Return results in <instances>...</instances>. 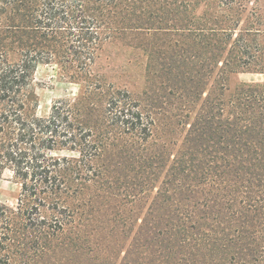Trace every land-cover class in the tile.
<instances>
[{
    "label": "trees",
    "instance_id": "1",
    "mask_svg": "<svg viewBox=\"0 0 264 264\" xmlns=\"http://www.w3.org/2000/svg\"><path fill=\"white\" fill-rule=\"evenodd\" d=\"M200 1L154 3L175 4L177 29H192L191 12ZM217 1L250 15L259 9L258 0ZM142 2L0 0L9 12L6 42L0 43V174L8 170L20 184L16 204L0 203V264H57L65 254L78 252L86 264L96 261V196L85 202L81 195L90 184L106 181L118 159H132L136 148L144 155L154 119L127 90L116 89L105 104V126L96 123L95 129L81 118V99L97 88L92 73L102 43L97 30L150 29L148 17L129 11ZM238 23L215 21L213 29L235 30ZM217 32L214 49L222 55L232 35ZM39 65H56L59 77L82 84L83 92L56 99L46 115H39ZM238 95L246 102L228 112L221 148L230 155L222 161L196 155L203 154L209 137L201 115L200 126L189 125L173 159L163 157L157 167L145 163L143 186L151 189L158 175L153 170L161 169L162 188L148 207L150 220L139 226L138 238L114 264H264V90L248 87ZM252 104L256 111H249ZM124 140L138 146L122 145ZM102 157L104 163L96 167ZM205 182L209 189L199 188L196 197L194 187Z\"/></svg>",
    "mask_w": 264,
    "mask_h": 264
},
{
    "label": "rangeland",
    "instance_id": "2",
    "mask_svg": "<svg viewBox=\"0 0 264 264\" xmlns=\"http://www.w3.org/2000/svg\"><path fill=\"white\" fill-rule=\"evenodd\" d=\"M142 1L139 7L129 11L148 17L153 23L150 29L97 30L102 40L92 67L97 88L94 94L84 95L81 99V118L95 129L98 124L105 126V104L116 89L127 90L154 119L153 136L143 144L144 155L141 148H136L132 153L137 156L118 159V166L113 167L114 171L106 181L90 184L81 195L85 202L96 196L93 198L96 200L93 220L96 222L98 248L94 264L107 259L108 264H114L115 257L122 258L138 238L139 226L150 220L147 210L153 196L162 188L163 173L161 169L160 172L153 170L158 175L151 180L152 188L147 189L141 183L148 175L149 168L145 163L149 161L154 164L152 167H157L159 159H173L182 146L189 125L200 126L197 118L201 115L208 121L209 137L203 154L196 152V155L222 161L223 157L230 155L221 148L228 130L223 126L228 112H237L236 107L241 109L246 102L243 96H237L239 90L246 91L248 87L264 90V75L250 72L264 70V33L261 30L264 29V0L257 1L259 9L253 15L248 11L239 12L234 4L233 8H228L226 4L219 6L217 0H202L192 9V29H177L179 21L175 4L163 6L154 3L156 0ZM8 13L0 5V43L6 42ZM221 20L229 24L236 20L239 23L235 30L213 29L215 21ZM254 29H260L261 33L254 35ZM222 30L232 35V41L227 42L226 50L218 55L214 49V34ZM233 37L239 40L236 45ZM255 49L260 52L257 54ZM253 55L257 58L254 59ZM58 70L56 65H39L36 69L35 77L41 84L37 89L39 115H46L56 99L75 98L83 92L82 84L61 79ZM250 106L249 111L258 109L257 104ZM120 142L127 147L138 146L134 145L135 141ZM148 156L149 159L144 160ZM102 163L104 157L96 160V167ZM208 184L205 182L194 187L196 197L199 188L209 189ZM19 192L20 184L13 179L11 172L3 171L0 174V203L16 204ZM174 198L171 203L176 202ZM101 226L108 228L101 232ZM104 237L107 242L102 243ZM56 263L86 264V259L78 252L65 254ZM87 263L93 264V261Z\"/></svg>",
    "mask_w": 264,
    "mask_h": 264
},
{
    "label": "crops",
    "instance_id": "3",
    "mask_svg": "<svg viewBox=\"0 0 264 264\" xmlns=\"http://www.w3.org/2000/svg\"><path fill=\"white\" fill-rule=\"evenodd\" d=\"M262 30V32L264 33V29H261ZM245 74H246V72H244ZM252 73V72H251ZM259 73V72H258ZM254 74V73H253ZM259 74H261V75H264V72L263 73H259Z\"/></svg>",
    "mask_w": 264,
    "mask_h": 264
}]
</instances>
